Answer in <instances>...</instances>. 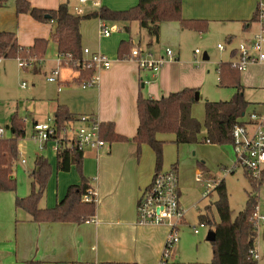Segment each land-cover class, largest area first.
I'll use <instances>...</instances> for the list:
<instances>
[{
  "label": "crops",
  "instance_id": "crops-1",
  "mask_svg": "<svg viewBox=\"0 0 264 264\" xmlns=\"http://www.w3.org/2000/svg\"><path fill=\"white\" fill-rule=\"evenodd\" d=\"M137 1L97 0L95 5L126 9L135 5ZM259 1L182 0V14L185 18L208 20V30L210 28L212 31L223 29L222 31L231 42L237 32H242L246 37L247 34L259 29L257 18ZM30 2L36 7L54 9L65 1L30 0ZM70 10L74 12L71 7ZM99 23V18L82 21V46L107 54L111 60L110 67L98 71L99 80L96 85L83 88L77 82L80 74L77 69L73 70L72 67L63 65L60 68L50 65L51 70L47 75V80L58 84L59 94H51L47 97L32 94L29 105L35 115L29 112V116L32 117L33 123L43 122L40 118L53 113L51 116L48 115L49 121L54 118L58 105L65 104L76 116L74 124H78L81 114H91L96 116L100 122H113L118 134L133 137L139 123L137 99L140 90L145 96L157 99L184 87L199 89L204 85L209 69L206 64L197 62V55L201 51L197 53L198 48H196L195 52L189 53L185 50V45L189 37H196L205 32L185 30L177 21H165L161 24L159 42L146 47L150 38L139 28L137 22L131 23L130 32L124 30L123 22H114L112 24L114 33L112 32L110 36L99 34ZM222 23H234L240 26L232 31L226 26L225 28L221 26ZM88 26L91 28L90 31L95 30L93 36L88 35ZM116 29L119 31L115 32ZM6 30L15 32L19 43L29 46L36 38H49L52 24L37 21L27 13L18 14L15 2L7 0L4 6H0V31ZM123 39H130L134 43L133 47L138 46L142 51L155 57L164 56L165 49H171V46L177 51H172L174 58L167 59L159 71L154 73L141 68L132 56L124 59L118 57V46ZM248 39L245 38L243 41ZM237 47L238 45L231 48V55ZM224 49H226L225 45ZM55 50L58 55L56 46ZM46 55L33 69L34 73L46 71L45 57L48 56ZM203 58L208 59V54L204 52ZM233 58L230 56V59ZM54 70L58 71L56 81H50L48 78ZM248 75L244 73L242 77L244 88L253 85L247 82ZM22 82H26V88L27 80ZM260 84L264 86V78ZM61 85L65 87L62 91L59 90ZM202 97L200 93L199 100ZM17 105L18 103L11 104L7 109L15 108L17 112ZM244 119L247 120L248 116L246 115ZM159 134L161 133L157 134L158 139L165 142ZM49 147L47 146L46 149ZM49 149L52 151H48V157L54 152L51 147ZM54 158L50 161L53 166L52 175L39 202L41 207L55 206L63 199L70 185L79 184L81 181L80 174L74 165L69 171H57L56 152H54ZM173 164H177L178 168L177 160L171 164V167ZM83 173L97 192L96 221L89 223L36 222L23 209L15 208V212L2 210L0 211V264H23L30 259L37 261V264H81L108 261L122 264L159 263L169 226L137 222L139 196L149 186L155 174V154L152 148L143 144L139 152L135 144L118 141L106 142L99 150L85 149ZM203 174L205 172L200 169L199 180H201L200 175ZM205 206L198 211L199 223L204 221L200 215L204 213ZM182 225H188L186 216L179 227V235ZM177 254L175 247L171 257H177ZM169 261L184 262L173 258ZM258 264H264V256L258 258Z\"/></svg>",
  "mask_w": 264,
  "mask_h": 264
},
{
  "label": "trees",
  "instance_id": "trees-1",
  "mask_svg": "<svg viewBox=\"0 0 264 264\" xmlns=\"http://www.w3.org/2000/svg\"><path fill=\"white\" fill-rule=\"evenodd\" d=\"M7 0H0L4 6ZM18 14H30L35 20L51 23L52 30L49 38H36L29 46L19 43L13 31H0V58L14 57L25 61L36 60L48 52L50 40L57 48L60 65L69 66L79 71L77 82L82 85L95 74V68L88 66L83 56L82 21L99 18L105 22H123L124 30L130 32L131 23L137 22L141 30L146 31L149 41L146 47L159 42L161 24L165 21H177L183 29L196 32H207L209 21L197 18H185L182 14V0H138L135 5L126 9H113L100 5L89 13L71 11L68 2H62L57 8L45 9L33 6L30 0H16ZM134 43L123 39L118 46L120 59L130 58ZM232 58L236 50L232 51ZM35 61V62H36ZM33 69L36 65L33 62ZM32 68V67H31ZM219 85L234 88L233 96L228 100H205L204 122L192 114L193 105L199 100L200 92L197 87H184L170 92L160 98L145 96L140 90L137 99L138 128L133 137L118 134L111 121L100 122L101 137L106 142H131L141 152L143 144L149 145L155 154V173L160 171L164 161V141L158 139V133L174 134V142L196 143L200 133L205 128L202 140L213 143H233V127L235 124L247 122L245 115L250 105L244 95V85L241 81V70L232 63V59L220 61L217 64ZM76 116L65 104H59L54 115L57 136H61L69 125L74 124ZM7 127L11 131L8 137L0 138V191H15L17 181L13 173V161L19 153L18 140L26 134L25 118L15 112ZM84 150L78 148H62L56 153L57 171H69L74 165L80 174V183L68 187L63 199L53 207H41L40 199L46 190L52 175L53 166L47 156L38 154L35 157L32 177V191L26 196L15 197V207L25 210L36 222H72L83 223L95 217L97 201L86 200L85 196L92 187L88 177L83 173ZM205 174L208 171L201 162ZM172 168L177 169V164ZM202 180V176L200 175ZM211 179L207 176V179ZM249 190L245 207L233 217L229 204V196L224 179L220 180L213 190L217 192L214 206L219 221L212 216V204L205 206L201 219L207 224H214L216 239L212 241V261L209 264H258L252 250L257 238L256 211L258 195L255 190L264 182V171L261 180L257 182L249 176ZM211 193V192H210ZM210 195V194H208ZM23 264H37L35 260H27ZM100 264H122L121 262H100Z\"/></svg>",
  "mask_w": 264,
  "mask_h": 264
},
{
  "label": "rangeland",
  "instance_id": "rangeland-1",
  "mask_svg": "<svg viewBox=\"0 0 264 264\" xmlns=\"http://www.w3.org/2000/svg\"><path fill=\"white\" fill-rule=\"evenodd\" d=\"M12 1L15 2L16 5V0ZM63 1H68L69 7L73 10L76 6H81L84 14L91 9L99 8V5H95V0H88L84 4H80L79 0ZM107 23L108 27L112 29V24L114 22ZM99 25L100 23L98 26ZM221 26L224 28L226 26L232 31H235L234 29L238 28L240 25L222 23ZM116 28H118V26H116ZM260 28L261 25L258 30L247 34L246 37L242 32H237L231 42H229L226 34L222 31L223 29L221 31H212L211 28V30L209 29L204 34L196 37H189L187 39L185 50L189 53H193L195 49L198 48L201 53L197 55V62L199 64H206L209 69L204 85L199 88L203 97L198 100L192 108V114L199 119L202 124L204 122V105L206 99L228 100L234 94V88L230 86L222 87L219 85L217 64L220 61L229 60L231 48L237 45L239 46L245 38L251 39L255 33L257 34L260 32ZM87 29L89 30L88 35L93 36L95 30L93 29L90 31V26H88ZM99 29L100 27H98V30ZM116 31H119V29H116L115 32ZM144 32L146 36H148L146 31ZM219 43L224 44L226 49H220L218 47ZM55 46V43L50 40L47 52L48 56L46 55L47 57H45V72L34 73L33 66L27 65L20 67L18 58L14 57L3 58L0 63V126L4 128L5 136L8 137L11 135V131L7 125L10 124L11 117L15 113V108L12 110L7 109L9 105L18 103L17 109L19 112L17 111V113L25 118L26 121V134L18 140L19 153L17 158L19 161L17 167L13 168V175L16 178L17 187L15 191H0V211L7 210L9 212H15V197H22L31 193L33 179L30 173L34 169L35 157L37 154H44L48 157V151L51 150L49 149L50 147L48 149H42L40 142L34 138V123L32 117L29 116V112H33V110L29 104L31 102L30 98L33 96L32 94L44 97L50 96L51 94H59L58 84L47 80V75L51 70L49 66L52 65V67L57 66L59 68L61 66ZM171 50L173 52L177 51L173 46H171ZM204 52L208 54V59L203 58ZM42 60L43 58H41L40 61L34 62V64L39 65ZM2 67H5V69H2ZM72 69L76 70L75 68ZM244 73L249 74L247 82L253 83V85L244 88V95L246 99L251 102L246 115L249 116L252 112L264 114V86L260 84L261 80L264 78V62L255 61L250 63L241 71V81ZM23 80H27L28 82L26 88L21 85ZM63 89H65V87L61 85V91ZM52 114L53 113H49L48 115L51 116ZM48 115L40 118L41 121L47 122ZM204 132L205 128L203 126L198 142L181 144L174 142L172 133L159 134L162 136L160 138L165 139L162 170H171V164L176 160L178 161L177 173L181 192L180 204L185 210V216L188 221V225L181 226L180 240L176 245L178 256L171 257V259L173 258L178 261H197L202 263H210L212 261V243L206 238L208 232L214 230V224H207L206 227L200 228L198 234H195L192 229V225H197L200 221L198 218L199 209H202L208 204H212L211 212L213 213L212 215L210 212L209 215L214 217L216 221H219L216 208L213 204L217 199V192L212 189L210 195L206 196L204 194L208 189V183L214 187V180L224 179L229 196V204L233 211V217L238 211L245 207L248 196L247 192L251 190L249 173L247 170L242 165H234L237 157L236 145L234 143L213 144L203 142L201 138ZM69 133H72V130H69ZM48 158L50 161H52V159L54 160V152L52 156ZM22 159H25L26 162L22 163ZM201 162H204L205 166L207 165L208 171L207 175H202L203 180H199V172L200 169H202ZM232 170L233 172H231ZM207 176L211 179L206 180ZM255 193L258 195L259 213L264 214V182L255 190ZM254 249H258L259 259L264 256V224L262 223L257 227V238Z\"/></svg>",
  "mask_w": 264,
  "mask_h": 264
},
{
  "label": "built area",
  "instance_id": "built-area-1",
  "mask_svg": "<svg viewBox=\"0 0 264 264\" xmlns=\"http://www.w3.org/2000/svg\"><path fill=\"white\" fill-rule=\"evenodd\" d=\"M88 0H79L80 4L86 3ZM97 3V0H95ZM75 13H83L81 6L74 8ZM257 18L261 25L260 32L255 34L251 39L242 41L236 49V56L232 59V63L241 71L250 63L255 61L264 62V0H260L257 7ZM99 34L101 36H110L113 29L107 26V23L100 20ZM218 47L224 49V45L219 43ZM196 52H200L196 49ZM83 56L88 61V66L95 68L93 77L82 83V87H91L97 84L99 80L98 71L109 68L111 60L109 56L101 51H93L87 47L83 48ZM131 56L136 59L139 66L148 69L154 73L158 72L167 59H173L174 55L170 48L165 49L164 56L155 57L148 52H144L140 47L135 46L131 50ZM2 58H0L1 62ZM59 62L60 58L58 57ZM36 60L25 61L18 58L20 67L32 66ZM58 71L54 70L53 74L48 78L50 81H56ZM26 86V82H22V87ZM61 90V87H59ZM78 124H71L64 130L61 136H57V128L54 118L47 122L34 123V138L37 139L42 149L50 146L54 152H59L62 148L70 149L78 148L80 150L95 149L99 150L106 144L101 137L100 121L91 114H81L78 118ZM72 130V133H69ZM5 137V130L0 126V138ZM233 143L236 145V160L234 165H242L249 176L259 182L262 172L264 171V114L252 112L249 114L247 122L243 124H235L232 132ZM18 159L13 161V166H17ZM22 163L26 160L22 159ZM233 172V170L231 171ZM220 180H214V187ZM208 183V189L204 193L206 196L214 189ZM180 188L178 182L177 169L157 171L154 177L139 196L137 202V222L140 224H167L169 232L165 238L164 248L161 259L157 264H209L200 262H170L173 249L180 240L179 227L184 219L185 210L180 204ZM97 192L91 187L86 200L95 199ZM256 225L264 224V214L259 213L257 206ZM95 217L87 219L86 222H95ZM206 221H201L193 226V231L198 233L200 228L206 227ZM254 258L258 259V249H253ZM81 264H100V262H84Z\"/></svg>",
  "mask_w": 264,
  "mask_h": 264
},
{
  "label": "water",
  "instance_id": "water-1",
  "mask_svg": "<svg viewBox=\"0 0 264 264\" xmlns=\"http://www.w3.org/2000/svg\"><path fill=\"white\" fill-rule=\"evenodd\" d=\"M205 54H206V52H205ZM206 239L210 242L214 241L216 239L215 231L214 230L209 231Z\"/></svg>",
  "mask_w": 264,
  "mask_h": 264
}]
</instances>
